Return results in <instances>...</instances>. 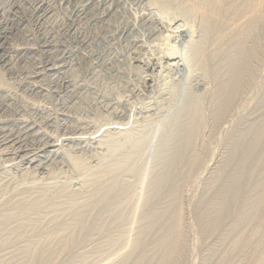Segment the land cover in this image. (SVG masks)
Instances as JSON below:
<instances>
[{
    "label": "rangeland",
    "instance_id": "1",
    "mask_svg": "<svg viewBox=\"0 0 264 264\" xmlns=\"http://www.w3.org/2000/svg\"><path fill=\"white\" fill-rule=\"evenodd\" d=\"M209 2L0 0V264H264V0Z\"/></svg>",
    "mask_w": 264,
    "mask_h": 264
},
{
    "label": "bare ground",
    "instance_id": "2",
    "mask_svg": "<svg viewBox=\"0 0 264 264\" xmlns=\"http://www.w3.org/2000/svg\"><path fill=\"white\" fill-rule=\"evenodd\" d=\"M160 1H161V0H160ZM205 1H206V2H209V1H207V0H205ZM211 1H213V0H211ZM211 1H210L209 3L212 4ZM205 4H206V3L204 2V5H202V8H203V9H204L203 6H205ZM207 4H208V3H207ZM211 4H208V8H209V5H211ZM197 8L199 9V8H201V7H197ZM210 8H211V7H210ZM203 9H202V10H203ZM205 9H206V8H205ZM195 10H196V8H195ZM199 10H200V9H199ZM202 10L199 11V13L202 12ZM210 10H211V9H210ZM197 11H198V10H197ZM207 12H208V10H207ZM52 13H53V12H52ZM202 13H203V12H202ZM201 15H202V14H201ZM204 16H205V15H204ZM112 20H113V19H112ZM59 47H60V46H59ZM73 62H74V61H73ZM74 77H75V76H74ZM71 83H72V82H71ZM36 84H37V83H36ZM71 86H72V85H71ZM38 132H39V131H38ZM71 140H72V139H71ZM48 141H49V140H48ZM57 146H58V145H57ZM43 148H44V147H43ZM41 156H42V155H41ZM260 202H261V201H260ZM263 205H264V204H263ZM259 206H261V205H259ZM259 206H258V209H259ZM256 208H257V207H256ZM262 208H263V206H262ZM254 228H255V227H254ZM177 230H178V229H177ZM176 233H177V232H176ZM179 234H180V233H179ZM177 235H178V234H177Z\"/></svg>",
    "mask_w": 264,
    "mask_h": 264
}]
</instances>
